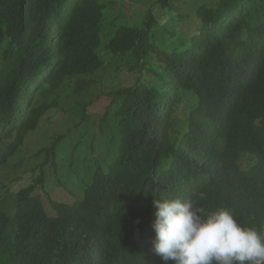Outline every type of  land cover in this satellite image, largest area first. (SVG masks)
Returning <instances> with one entry per match:
<instances>
[{
  "label": "trees",
  "instance_id": "16d2710c",
  "mask_svg": "<svg viewBox=\"0 0 264 264\" xmlns=\"http://www.w3.org/2000/svg\"><path fill=\"white\" fill-rule=\"evenodd\" d=\"M106 6L101 0H0V171L27 150L44 158L28 183L12 186L15 200L0 208V264H163L149 250L153 199L193 200L202 214L227 207L242 226L264 230V128L253 125L264 116V0L201 5L197 29L186 30L181 52L152 41L151 11L143 19L130 17L131 7L116 8L124 22L114 30ZM116 58L136 63L120 64L113 78ZM141 64L139 73L158 76L162 93L136 77ZM124 70L133 84L119 82ZM105 71L107 80L100 79ZM73 84L77 94L104 88L97 98L108 104L103 124L116 123L103 135L116 155L108 160L69 149L96 172L70 189L60 180L62 136L51 141L46 133L44 145H28ZM185 92L196 97L195 106ZM181 110L187 128L175 136L173 119ZM243 153L256 160L247 170L239 166ZM56 187L81 198L57 201L49 193Z\"/></svg>",
  "mask_w": 264,
  "mask_h": 264
},
{
  "label": "rangeland",
  "instance_id": "374dc122",
  "mask_svg": "<svg viewBox=\"0 0 264 264\" xmlns=\"http://www.w3.org/2000/svg\"><path fill=\"white\" fill-rule=\"evenodd\" d=\"M146 1L153 0H101L102 3L108 4L113 8L107 7L105 9L107 18L110 19L114 30L120 26L124 21L122 16L117 13V9L122 11L123 9H130L129 14H139L143 19L148 17V12L151 11L154 23L149 27L152 34V41L158 45L161 49L169 51L181 52L184 51V43L187 40L186 30L193 33L195 28L198 26V19L196 17V11L201 5H213L217 0H174V6L172 8H163L160 5L149 4ZM117 8V9H116ZM124 15H126L124 13ZM116 16H120L118 21H114ZM126 16V19H130ZM109 26L108 24L106 25ZM151 38V37H150ZM128 60L116 58L114 60V68L112 70V76L115 78L116 69L119 68L120 64H124V67L128 69L136 63V60L127 58ZM112 62V61H111ZM142 64L136 67V77L149 80L152 82V86L158 91L163 92V84L158 82V76L156 79H150L146 73L140 74L139 71L142 69ZM126 73V74H125ZM109 71L102 72L99 76L100 79L107 80ZM122 78V80H121ZM119 82L124 85H131L134 82L132 74L126 70L119 72ZM160 80V75H159ZM104 88L102 86L89 89L83 94H77L75 92L74 84L71 85L66 93H64L57 104V107L48 113L40 124L39 131L33 136L29 142L28 149H38L45 144V134L50 135L51 141L54 137L62 136L59 142V151H66L61 153L60 159H64L62 162L65 169L71 168V161L73 156L70 154L69 149L77 148L83 149V153L89 152V148L92 145V153L94 156L101 153L105 158L113 159L116 155L113 146L107 147L106 140L101 130L99 129L101 124L105 120L104 112L108 107L107 101L104 97L99 100L97 98L102 94ZM184 92V91H182ZM184 98L190 102V107L197 104L196 97L192 93L185 92ZM94 102V103H92ZM188 113L189 108H186ZM185 110V109H184ZM184 110L177 112L173 121L175 130V136L179 131L186 130L187 125L183 121L185 116L182 115ZM91 116H94L93 126H88ZM179 116V117H178ZM178 117V121L176 118ZM109 123L111 125L116 123L115 118H111L106 124V131H109ZM95 136L88 135L86 133H94ZM86 132V133H83ZM110 137V133L106 134V138ZM57 141V139H55ZM45 141V142H44ZM68 149V150H67ZM40 155L31 154L28 150L23 152L21 155H16L6 166L0 171V208L4 209L8 204L15 200V192L11 191L12 186L23 187L30 179L31 174L34 171H38L40 164L44 162V158L41 160ZM248 161H244L246 166ZM85 168L81 166L77 169L76 175L70 176L65 174L62 178L68 182L70 189H74L73 185H78L79 176L85 174ZM4 185V187H3ZM65 191H58L52 189V195L54 197L63 198Z\"/></svg>",
  "mask_w": 264,
  "mask_h": 264
},
{
  "label": "clouds",
  "instance_id": "9594fccd",
  "mask_svg": "<svg viewBox=\"0 0 264 264\" xmlns=\"http://www.w3.org/2000/svg\"><path fill=\"white\" fill-rule=\"evenodd\" d=\"M93 124H89L84 130ZM253 125L256 128H264V116L257 117ZM105 128L102 123L99 128L102 134ZM86 134L95 136L96 129L94 133ZM92 145L89 148L91 153ZM79 151L83 152V149ZM245 160L248 161L246 166ZM70 164L71 171L66 168V172L60 174V180L66 185L68 182L62 177L65 174L76 175L77 169L82 166L76 158H73ZM255 164L256 160L249 153L241 155L239 166L242 170H247ZM95 174L93 170L86 169L85 174L79 176V180L91 181ZM50 176H54L52 172ZM55 190L62 191L60 187ZM49 193L53 199L63 203H73L81 198L75 191L66 189L63 198L54 197L52 190ZM198 199H205V194L199 193ZM152 205L155 209L152 224L155 236L153 241L149 242V250L153 256L160 257L163 264H168L169 261L172 264H264V230L242 226L232 209L220 207L202 214L203 209L195 201L182 200L179 197L153 199Z\"/></svg>",
  "mask_w": 264,
  "mask_h": 264
}]
</instances>
